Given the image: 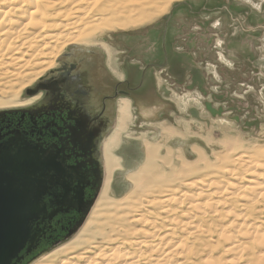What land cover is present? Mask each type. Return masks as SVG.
<instances>
[{"label":"bare ground","instance_id":"6f19581e","mask_svg":"<svg viewBox=\"0 0 264 264\" xmlns=\"http://www.w3.org/2000/svg\"><path fill=\"white\" fill-rule=\"evenodd\" d=\"M169 1L0 0V111L32 102L19 99L24 82L43 75L62 45H82L89 36L85 32L102 20L100 16L115 15L117 29H125L164 11ZM14 84H20L19 89H13ZM114 137L103 144L105 176L83 227L35 264H219L223 255L230 257L222 264H234L245 255L251 261L261 254L264 147L234 155L227 148V156L221 157L233 167H223L236 181L230 185L200 177L162 179L155 164L159 146L146 144L140 175L130 179L132 190L113 200L110 187L119 168L112 152ZM176 181L182 185L175 187ZM181 186L184 191H178Z\"/></svg>","mask_w":264,"mask_h":264},{"label":"rangeland","instance_id":"374dc122","mask_svg":"<svg viewBox=\"0 0 264 264\" xmlns=\"http://www.w3.org/2000/svg\"><path fill=\"white\" fill-rule=\"evenodd\" d=\"M105 14L85 32L89 36H85L82 45H62L43 75L25 81L19 99H24L26 90L66 57L77 60L82 53L104 55L111 71L108 70L117 80L121 79L120 65L126 46L142 36L145 40L140 41L149 44L147 49L152 45L159 52L156 37L167 20L171 43L168 51L175 68L168 71L160 66L148 72L152 90L156 88L153 94L156 109L148 113L141 109L140 117L131 100L119 97L116 122L103 141L104 144L115 136L112 152L119 163L113 173L109 198L120 200L130 193L133 187L130 179L136 173L138 176L144 164L146 144L159 146L155 164L162 179L200 177L216 184L236 185L223 168L233 167L224 163L221 156H227L229 147L233 155L264 147V0H170L164 11L125 29H117L118 17ZM132 60L140 62L137 65L140 68L151 61L161 62L151 58L143 62L137 57ZM3 82L0 81V96ZM19 85L14 84L13 89H19ZM161 103H167L168 108L161 110ZM162 158L169 160L168 164L159 161ZM180 185L175 182V187ZM184 189L181 186L178 191ZM84 223L71 237L45 242L29 255L22 254V264L40 252L30 264L48 256L77 235ZM260 251L253 261L245 255L233 263L264 264V249ZM215 253L218 257L219 253ZM226 256L217 260L219 264L230 257Z\"/></svg>","mask_w":264,"mask_h":264},{"label":"flooded vegetation","instance_id":"af4514ba","mask_svg":"<svg viewBox=\"0 0 264 264\" xmlns=\"http://www.w3.org/2000/svg\"><path fill=\"white\" fill-rule=\"evenodd\" d=\"M168 26L165 20L156 37L159 52L152 45L147 49L149 44L141 42L145 40L142 36L131 40L120 65L121 79L117 80L107 68L104 55L82 53L79 61L68 56L55 68L60 71L41 77L26 90L24 100L34 99L32 102L0 111V147L18 139L37 151L43 161L50 160L56 169L47 174L48 191L42 198L48 213L60 200L76 207L77 198H81L80 205L87 206L94 197L102 168L105 176L102 144L116 122L118 98L127 97L132 106L154 101L156 88L152 90L149 70L160 66L168 71L175 68L168 51ZM135 57L143 62L146 58L161 62L151 61L140 68V62L132 60ZM115 93L119 95L114 97ZM81 216L78 208H69L45 219L43 242L65 235Z\"/></svg>","mask_w":264,"mask_h":264},{"label":"water","instance_id":"95a60500","mask_svg":"<svg viewBox=\"0 0 264 264\" xmlns=\"http://www.w3.org/2000/svg\"><path fill=\"white\" fill-rule=\"evenodd\" d=\"M57 71L60 69H53L45 76ZM118 95L119 93H115L114 97ZM155 104V100L138 104L137 115L142 117L141 109L145 113L156 109ZM159 105L161 110L168 108L167 103ZM51 170L56 169L50 160L43 161L37 151L19 143L18 139L13 140L9 146L0 147V264H20L24 256L36 250L44 240L45 219L50 220L60 212H67L69 208H78L82 214L81 218L61 236L62 239L71 237L82 226L95 203L103 183V168L100 184L87 206L80 205V197L77 198L76 207L75 204L64 205L60 200L57 202L58 206L48 213L42 198L48 191L46 177ZM41 254L42 252L38 253L26 264H30Z\"/></svg>","mask_w":264,"mask_h":264},{"label":"trees","instance_id":"16d2710c","mask_svg":"<svg viewBox=\"0 0 264 264\" xmlns=\"http://www.w3.org/2000/svg\"><path fill=\"white\" fill-rule=\"evenodd\" d=\"M43 243H45V242L41 241V243L39 244V246H40V245L42 246V245H43Z\"/></svg>","mask_w":264,"mask_h":264}]
</instances>
